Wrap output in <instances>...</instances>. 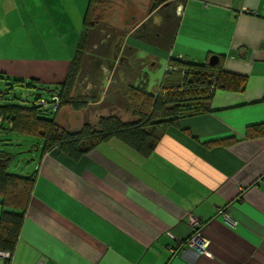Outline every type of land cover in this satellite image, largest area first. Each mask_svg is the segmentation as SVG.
I'll return each mask as SVG.
<instances>
[{
	"label": "crops",
	"instance_id": "obj_1",
	"mask_svg": "<svg viewBox=\"0 0 264 264\" xmlns=\"http://www.w3.org/2000/svg\"><path fill=\"white\" fill-rule=\"evenodd\" d=\"M89 2L0 0L2 95L15 79L42 90L65 81ZM153 2L131 32L118 35L112 62L121 78L144 86L132 60L142 47L154 60L165 55L167 65L172 56L204 64L215 55L222 69L246 78L244 90L216 89L207 111L182 116L149 153L116 136L79 159L27 143L35 157L22 173L34 185L11 259L0 264H264V133L249 134L264 124V0H175L170 33L160 30L169 22ZM115 8L109 14H124ZM146 23L142 36L134 34ZM61 109L56 121L70 130L110 114L136 119L119 104L100 116ZM16 134L0 128V150L23 139ZM190 214L202 222L206 252L185 244L194 231Z\"/></svg>",
	"mask_w": 264,
	"mask_h": 264
},
{
	"label": "trees",
	"instance_id": "obj_2",
	"mask_svg": "<svg viewBox=\"0 0 264 264\" xmlns=\"http://www.w3.org/2000/svg\"><path fill=\"white\" fill-rule=\"evenodd\" d=\"M160 3L161 0H155L152 8L157 7ZM93 4L94 0H90L85 27L71 61L67 78L57 87L46 88L47 91L50 90L51 97L59 98L58 109L39 104L38 100L45 98L43 96L37 97L29 106L23 104L0 105V128L22 135L40 137L43 141L41 153L44 154L58 148L69 157L79 159L111 136L120 138L137 151L149 153L157 147L167 129L172 125H177L182 116L207 111L216 89L244 90L246 78L222 69L218 63L215 65L198 64L189 62L187 59L171 57L169 63L179 66L186 72L185 74L181 71L166 72L160 86L163 93L149 92L145 86L139 85L129 87L124 91L117 90L118 103L121 106L126 104L127 108H131L136 118L135 121L124 122L117 115L110 114L101 116L95 124L89 119H85L82 126L76 130L60 126L56 121V115L61 108L70 106L75 111L84 110L90 102L98 101L103 91L100 82L99 87L91 89L89 94L75 95L72 93L74 81L79 73L81 74V62L86 60L88 54L87 43L89 35L91 36ZM97 22L101 23L99 20ZM149 26L147 24L145 27L149 28ZM112 29L115 35L119 34L118 29ZM95 56L98 58H93ZM90 57L93 59L89 61L86 70L91 73L89 77L98 79L104 57L99 54H90ZM110 65L113 66V62ZM22 81L15 79L11 82L9 89L12 90V86L20 85L19 83ZM27 85L28 88H40L34 82H28ZM51 97L45 99L51 100ZM100 103H102L100 107L107 106L103 102ZM48 114H52L54 117L47 116ZM252 132L264 133V124L250 127L249 134ZM12 159V153L0 150V204L2 206L0 249L10 252L14 250L17 242L34 185L33 175L10 171Z\"/></svg>",
	"mask_w": 264,
	"mask_h": 264
},
{
	"label": "rangeland",
	"instance_id": "obj_3",
	"mask_svg": "<svg viewBox=\"0 0 264 264\" xmlns=\"http://www.w3.org/2000/svg\"><path fill=\"white\" fill-rule=\"evenodd\" d=\"M128 1L129 0H94L90 29L91 36L89 35V41L87 43L88 54L86 60H83L81 62V74L79 73L74 81L75 85L72 88V93L75 95L89 94L91 92V89L99 87L101 79L109 80L110 82L108 85L109 87H106L107 90L103 88L102 92V102L107 106L100 107V104L102 103L98 104L92 101L89 103L88 107L84 109L85 117H88V114H95L96 116H100L98 112L100 114L111 112V109L114 106H117L118 104L120 105V103H118V96L116 93L117 90L124 91L129 87H133V85L129 84L131 83L128 80L130 78L126 76L128 79L124 80L120 77L119 71L116 69V67L112 69L111 67L113 66L110 65L113 60V52L115 50L114 45L117 42L118 35L124 36L127 33L131 32L142 21V19L145 18L146 11L148 9V7L144 9L147 0H134L142 9H139L133 3H131L132 5L129 4ZM115 6H117V8L125 7L124 14L116 15V10L114 11V13H112V11L111 14H109L110 9H116ZM174 7L175 4H172L170 8L167 7L166 9L164 8L165 10L161 11L164 12L167 21L170 23H168V28L164 27L160 29L163 32L167 31V33H170L175 25L173 16V10L175 9ZM168 13L169 15L167 16ZM108 17H111L112 19H106ZM97 20L101 21V23L97 22ZM98 23H100V25H97ZM147 23L150 22L147 21ZM112 28L118 29L119 34L115 35V32ZM147 28L148 27L142 26L138 31H134V34L139 33V35H143L144 31H146ZM124 53H126V51H124ZM90 54H99L103 55L104 57V65L100 70L98 79L89 77L91 73L86 70V68L88 69L87 65L89 64V61H92L93 58H98L97 56H95L91 59ZM132 60L141 64L142 80L146 90L153 91L154 87L160 86L167 66V58L165 55L160 54L154 60L151 58V54L147 50L142 47H137L132 54ZM152 61H155V64H152ZM125 74L126 73L124 71L123 77H125ZM12 87V90H10L9 88L3 89V92H8V90H10V92L5 93L3 97H0V105L23 104L29 106L39 96H43L47 99H50L51 97V93L47 90L28 88L27 86L25 87L20 85H14ZM156 92L163 93L160 88ZM123 107L131 110V108H127L128 106L126 104L123 105ZM47 116L54 117L52 114H48ZM17 134L15 135L17 136V138L18 136H23L22 134ZM22 138L23 139L17 140L20 142V144H18L17 141L14 140V143H12V145H9L7 148V150L13 154V159L10 166V171L13 173L23 174L22 172L25 171L28 167L31 157H35V155L32 156V154H35V151H24V149H26L25 147H27L26 144L33 143L37 145L41 143L42 145L43 143L42 139L37 136L24 135V137ZM37 154L40 155V153H36V156ZM29 168L26 171H29Z\"/></svg>",
	"mask_w": 264,
	"mask_h": 264
},
{
	"label": "built area",
	"instance_id": "obj_4",
	"mask_svg": "<svg viewBox=\"0 0 264 264\" xmlns=\"http://www.w3.org/2000/svg\"><path fill=\"white\" fill-rule=\"evenodd\" d=\"M172 57L184 59L181 56H172ZM165 70L166 72L181 71L183 74H185L186 72L185 70L180 69L179 66L172 65L170 63H168ZM38 103L42 104L45 107L52 106L55 110H57L59 107V98L57 96L51 97V100L40 98L38 100ZM0 120H1V117H0ZM220 214L223 216V218L225 219L227 223H229L233 227L236 226L237 221H235L231 217L230 213L227 210H220ZM188 219H189L190 225L194 228V231L191 234V236L185 241V244L200 252H206L207 251L206 250L207 241L205 240V238L202 237L201 230H200L202 226V222L192 214L189 215ZM11 256H12V253L10 251H5V250L0 249V258H6L10 260Z\"/></svg>",
	"mask_w": 264,
	"mask_h": 264
},
{
	"label": "flooded vegetation",
	"instance_id": "obj_5",
	"mask_svg": "<svg viewBox=\"0 0 264 264\" xmlns=\"http://www.w3.org/2000/svg\"><path fill=\"white\" fill-rule=\"evenodd\" d=\"M172 4H175V0H161V3L159 5H157V7L153 8L152 10H158V12H161L163 10H165L167 7L170 8ZM165 8V9H164ZM175 8V7H174ZM175 10V9H174ZM173 10V11H174ZM171 11V10H169ZM164 14V12H161ZM165 15V14H164ZM169 15V13L167 14V16ZM171 15V14H170ZM166 16V15H165ZM173 16H174V12H173ZM104 41V40H103ZM105 42V41H104Z\"/></svg>",
	"mask_w": 264,
	"mask_h": 264
},
{
	"label": "water",
	"instance_id": "obj_6",
	"mask_svg": "<svg viewBox=\"0 0 264 264\" xmlns=\"http://www.w3.org/2000/svg\"><path fill=\"white\" fill-rule=\"evenodd\" d=\"M217 56H212L211 58H210V64H212V65H214V64H216L217 63ZM44 90H46V88H44ZM48 91H50V90H48ZM0 95H2V93H0Z\"/></svg>",
	"mask_w": 264,
	"mask_h": 264
}]
</instances>
